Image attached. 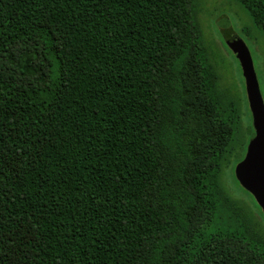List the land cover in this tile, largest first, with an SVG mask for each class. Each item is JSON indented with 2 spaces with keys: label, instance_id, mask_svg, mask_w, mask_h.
Wrapping results in <instances>:
<instances>
[{
  "label": "trees",
  "instance_id": "trees-1",
  "mask_svg": "<svg viewBox=\"0 0 264 264\" xmlns=\"http://www.w3.org/2000/svg\"><path fill=\"white\" fill-rule=\"evenodd\" d=\"M243 113L197 0H0V264H264Z\"/></svg>",
  "mask_w": 264,
  "mask_h": 264
},
{
  "label": "rangeland",
  "instance_id": "rangeland-1",
  "mask_svg": "<svg viewBox=\"0 0 264 264\" xmlns=\"http://www.w3.org/2000/svg\"><path fill=\"white\" fill-rule=\"evenodd\" d=\"M198 19L212 61L215 63L221 84L232 94L241 96L244 102L243 121L245 136L236 149L238 158L244 154L245 145L250 142L249 129L255 132L253 118L246 93L245 79L237 56L224 40L223 30L232 29L245 42L250 50L264 100V33L252 21L249 14L235 0H197ZM246 153V152H245ZM237 160L225 170L226 184L232 195L245 203L264 224L255 199L238 182L235 176Z\"/></svg>",
  "mask_w": 264,
  "mask_h": 264
},
{
  "label": "water",
  "instance_id": "water-1",
  "mask_svg": "<svg viewBox=\"0 0 264 264\" xmlns=\"http://www.w3.org/2000/svg\"><path fill=\"white\" fill-rule=\"evenodd\" d=\"M223 36L241 64L255 129L244 159L235 168V176L240 185L254 197L264 214V100L249 48L232 29H224Z\"/></svg>",
  "mask_w": 264,
  "mask_h": 264
}]
</instances>
